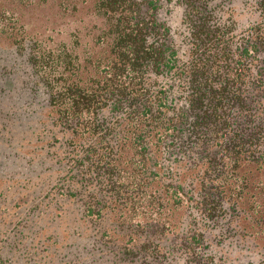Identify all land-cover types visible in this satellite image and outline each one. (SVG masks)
<instances>
[{"label":"trees","instance_id":"trees-1","mask_svg":"<svg viewBox=\"0 0 264 264\" xmlns=\"http://www.w3.org/2000/svg\"><path fill=\"white\" fill-rule=\"evenodd\" d=\"M158 1L94 0L105 19L96 43L105 46L82 60L65 44L17 38L12 21L1 27L20 51L28 48L26 61L48 94L52 126L40 145L49 162L39 160L37 172L57 169L55 155L62 166L45 173L56 179L34 202L45 194L73 201L76 220L96 230L75 232L62 264L110 256L119 264L139 257L140 264H222L211 248L220 241L255 251L238 264H264L243 222L261 208L250 185L253 169L264 170V0H178L181 52L157 17ZM42 207L15 220L0 264H22L26 252L29 262L43 250L54 254L45 227L51 220L54 229L57 216Z\"/></svg>","mask_w":264,"mask_h":264},{"label":"rangeland","instance_id":"rangeland-1","mask_svg":"<svg viewBox=\"0 0 264 264\" xmlns=\"http://www.w3.org/2000/svg\"><path fill=\"white\" fill-rule=\"evenodd\" d=\"M220 1L224 2L223 6H244L242 0ZM183 13L184 8L178 0L158 1L157 17L169 25L173 43L180 52L185 48L182 32L185 29ZM10 21L20 25V28H15L17 38L25 37L27 42H37L45 47L65 44L68 49L78 53L82 60L86 56L96 54L97 50L103 51L101 49L105 43H96V36L105 26V19L96 13L94 0H0V247L12 238L15 220L26 218L29 216L26 213H29L31 208L39 207L42 203V208L48 211V217L51 213L57 216L54 229L49 228L53 222L51 220L47 221L45 227L48 234L53 235L50 239L51 244H55L53 247L49 246L47 250L54 254L51 257L46 256L44 254L46 250L42 249L41 258L32 257L33 261L29 262L26 252L24 257H20L23 261L21 263L62 264L59 261L68 255L66 251L70 249L65 247V244L77 237L74 233L79 231L84 235L89 230L94 232L96 230L91 225H86L84 221L76 220L70 207L73 201L57 196L49 200L45 194L39 204L34 202L41 191H37L39 187L44 186L48 191L51 186L48 181L54 182L56 179L57 175L47 180L45 173L58 171L62 166L59 167L55 161L56 158L59 159V155H55L51 163L58 165L57 169L50 166L45 173L37 172L39 160L45 164L49 162L46 151H41L43 147L40 145L48 136L45 134L40 138V135L43 134L44 127L52 126V116L49 114L48 94L26 61L28 48L26 51H20L12 41L10 30L8 32L5 30L8 28L1 30V27ZM41 155L44 156L43 159ZM20 172L29 174L24 175ZM251 178L255 183L250 185V189L260 202L261 208L255 219L252 221L244 219L243 222L252 231L249 246L254 247V250L264 249V184L261 183L264 181V170L254 168ZM109 217L111 219L110 215ZM11 221L9 225L8 222ZM117 230L123 233L124 229L117 227ZM116 242L122 247L119 240ZM18 245L27 251L26 246L21 243ZM211 248L216 256L220 257L222 264H238L255 258V251L251 253L243 245L234 242L227 244L220 241L211 245ZM101 249L104 252L109 248L103 246ZM2 252L12 260L15 258L16 253L12 251L10 255L9 249ZM101 254L96 251L99 258ZM72 257L77 259L78 256ZM139 258L131 263L140 264ZM65 261L63 264H67L68 257ZM70 261L71 264H83L77 260L74 263L73 258ZM119 263L120 260L116 258L111 263L110 256L107 260L99 259L97 264ZM169 264L185 262L180 258L177 260L171 258Z\"/></svg>","mask_w":264,"mask_h":264}]
</instances>
